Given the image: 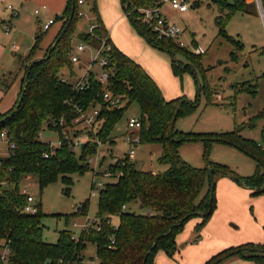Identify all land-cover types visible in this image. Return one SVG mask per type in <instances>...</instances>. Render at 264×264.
Returning a JSON list of instances; mask_svg holds the SVG:
<instances>
[{
  "label": "trees",
  "instance_id": "16d2710c",
  "mask_svg": "<svg viewBox=\"0 0 264 264\" xmlns=\"http://www.w3.org/2000/svg\"><path fill=\"white\" fill-rule=\"evenodd\" d=\"M78 1L67 0L65 10L58 18L63 24L62 29L42 60L37 61L32 68V62L28 65L40 48L41 35L36 36L29 55L20 58L25 77L18 100L8 112L0 113V133L7 131L16 145L12 155L0 158V247L7 244L11 248L10 264H80L88 245L95 246L99 264H155V255L159 250L168 255L176 252V237L187 221L193 217H201L203 221L197 230L208 222L216 204L214 175H229L223 166L217 164L207 163L205 168L193 167L180 154L182 144L204 141L205 158L214 142L228 144L251 155L258 162L255 174L246 180L234 178L254 195H264V149L261 144L241 135L245 127L221 134L184 133L176 129V123L181 117L189 116L199 107L203 91L208 95L207 105L212 104L203 69L201 80L190 65L192 62L181 67L175 53L186 54L188 50L178 47L171 40L158 38L152 29L142 23L138 9L156 7L159 0H121L132 26L151 46L170 53L174 64L182 72L192 69L197 97L194 101L187 98L168 101L145 69L112 44L109 55V67L112 71L109 90L114 96L122 98L123 107L115 110L107 108L102 98V87L99 83L92 82L81 99L86 106L97 103L101 105V128L96 135H91L86 152L80 157L67 145L52 150L49 143L39 139L43 126L62 118L68 123L74 117L72 110L65 104L73 95L72 85L61 82L60 72L67 69L73 76L75 71L69 53L74 42L75 25L81 19ZM216 3L222 10L230 8L231 13L245 7L234 2ZM200 5L197 3L194 7ZM89 10L98 17L97 21L95 18L93 21L97 26L95 34L102 38L108 37L111 42L96 4ZM224 22L222 17L218 18L220 33L225 36ZM80 42L97 45L89 33L83 35ZM188 54L195 56V64H198L203 55ZM261 79H264V74ZM0 85L3 86L2 83ZM243 88L236 87V92ZM245 92L256 96L258 84L248 86ZM133 104L138 106L142 122V128L138 132L141 144L160 145L162 153L158 162L167 166V170L158 174L139 170L126 154L118 159L116 165L108 167L110 172H120L122 176L108 183L98 195L96 215L103 220L101 230L82 234L79 241L73 239L72 231L63 230L59 232L56 243L46 242L43 219L47 214L42 203L39 202V212L35 215L22 211L27 202V197L21 193L23 181L27 177L30 180L36 177L41 192L59 178L72 184L71 175L83 174L86 168L89 169V165L87 162L83 163V160L88 155L97 153V142L102 145L114 143L112 132ZM262 115L260 113L255 117L251 126H255ZM262 138L264 141V129ZM45 154H49V158L46 159ZM81 205L82 212L75 213V217L89 213L90 201ZM125 205L128 209L122 211ZM135 205L139 206L141 212L134 210ZM114 217L119 218L117 227L109 224ZM112 239L115 241L114 245L111 244ZM240 259L251 264H264V244L227 248L205 264H238Z\"/></svg>",
  "mask_w": 264,
  "mask_h": 264
},
{
  "label": "rangeland",
  "instance_id": "374dc122",
  "mask_svg": "<svg viewBox=\"0 0 264 264\" xmlns=\"http://www.w3.org/2000/svg\"><path fill=\"white\" fill-rule=\"evenodd\" d=\"M51 3V0H0V82L6 85L11 82L7 89L0 85V112L2 113L13 108L20 94L22 85L19 77L23 74L22 82L25 77V71L21 70L20 58L29 55L35 45L36 36L41 35V42L34 59L43 58L55 41L59 30L58 23H60L58 18L61 13H54L52 8L55 9L56 6H52ZM94 3L103 22L105 17L107 20L110 19L111 23L116 20L118 4L124 15L121 0H86V4L79 8L80 12H85L87 17L78 19L75 25L73 45L79 44L81 37L88 33L90 18H95L97 21V15L89 10ZM200 4L199 7L191 6L185 14L172 11L168 5L163 7V12L170 21L185 31L177 44L180 43L181 48L187 49L192 54H196V49L202 51L203 55L198 64L194 62L195 56L188 54L187 50L186 54L175 53V58L180 66L192 62L190 65L201 80V69H203L208 89H210V103H212L207 105L208 95L203 91L199 107L189 116L181 117L176 123V129L184 133L221 134L232 132L235 128L245 127L241 135L261 144L264 149L262 138L264 79H261L264 74V23L260 13L256 6H245L242 10L231 13L230 8L226 7L222 10L216 2L209 4L205 1ZM43 6L48 7L49 11L37 17L35 11ZM12 9L19 13L17 17H11ZM47 15L53 17L57 24L44 33L41 32V27L48 21L49 16ZM219 17L225 20V36L220 33V26L217 23ZM10 19H12L13 29L11 33H7L2 22ZM125 20L127 24L121 23L117 27H112V30L108 28L109 31L111 30L114 45L118 44L134 56L139 54L147 62L158 83L165 90L168 101L179 98L194 101L197 97V86L192 69L182 72L174 64L170 53L151 46L134 29L129 18L126 17ZM128 24L131 28L133 27V31L137 32L134 31V34L141 37L147 50L142 48L133 35L129 36ZM64 71L68 74L67 69ZM81 72L79 71L78 75ZM10 75H14L13 78ZM73 81L74 79H70V84ZM257 84L256 96L245 92L248 86ZM242 86L244 87L242 91L236 92ZM260 113H263L261 119L256 122L255 126H251L255 117ZM136 116H138V106L133 104L112 132L114 143L100 146L97 161L99 166L90 164L89 169L86 168L83 174L71 175L72 184L65 183L59 178L41 192L36 177L23 181L22 186L28 187L30 194L42 203L47 214L43 219L46 242L56 243L59 232L63 230H70L73 234L80 235L81 230L75 228L74 223L83 224L84 217H75L74 214L76 208L82 203L89 200L88 215L92 218L96 216L98 192L94 190L95 195L93 196L92 188L93 184L104 180L96 173L106 171L111 164L134 148V145L126 142V134L129 131L128 120ZM45 126L46 124L43 128ZM58 138L56 131L43 129L42 141L57 145ZM161 148L156 144H138L135 148L136 167L155 174L164 173L167 166L158 162ZM205 150L204 141L184 142L180 147V154L193 167L205 168L207 163H211L223 166L229 173V175L221 173L214 175L216 197L214 212L200 230H197V227L203 221L201 217H193L187 221L176 237V252L168 255L163 250H159L155 255V264L161 254L168 259V264H205L209 258L227 249L226 247L264 244V195L252 194L243 183H239L234 178L246 180L252 177L258 162L251 155L225 143H211L207 158L204 157ZM8 154L7 144L0 143V158ZM85 162L87 158L83 160V163ZM84 165L83 169H85ZM134 210L141 212L136 205ZM113 222L117 225L118 218H113ZM189 229L193 231L189 235L191 243L185 246L182 244L179 247L180 238L186 237ZM200 241L203 243L201 244ZM82 256L85 258V264H99L96 248L93 245H88ZM238 264L251 263L240 259Z\"/></svg>",
  "mask_w": 264,
  "mask_h": 264
},
{
  "label": "built area",
  "instance_id": "2783aa9c",
  "mask_svg": "<svg viewBox=\"0 0 264 264\" xmlns=\"http://www.w3.org/2000/svg\"><path fill=\"white\" fill-rule=\"evenodd\" d=\"M207 1L209 4L212 2H234L240 3L244 6H256L258 12L264 23V0H159V5L156 7H147L138 9L141 14L142 23L146 24L160 39H167L173 41L178 47L181 48V44H177V41L185 33V31L170 21L167 15L163 12V7L168 5L170 9L179 14H185L189 11L191 6H194L197 3ZM86 0H79L78 3L80 6L85 5ZM43 9H47L46 6ZM36 14H39L40 11L36 10ZM12 17H17L18 12L12 9ZM80 18H86L87 15L85 12L79 13ZM91 24L88 33L91 34L94 41L97 45L90 43L80 42L77 45H73L69 57L77 68L75 69L73 76L69 73L66 74L64 70L60 72V79L63 84H70V79H74L71 84L73 95L69 97L65 104L69 106L74 114V117L70 122H65L62 118L59 121H51L50 124L46 123L45 128L49 130L56 131L59 135V142L57 145L50 144V148L55 150L60 148L63 145H67L73 152H76L78 155H82L86 152L87 145L91 141V135H96L101 128L102 120L99 119L101 105L100 104H91L86 106L82 102V95H84L85 90L92 85L93 83H99L102 87V98L106 107L112 110L119 109L123 107L124 103L120 96H114L109 90V79L111 76V68L109 55L112 51V43L108 41V37L102 38L99 35H96L97 30L96 24L93 22L94 18H90ZM55 24L54 20H49L46 22L42 31L47 32L50 27ZM4 29L7 33H11L12 23L11 21L4 22ZM196 54H202L201 50L196 49ZM79 71H82L80 75ZM43 128V129H45ZM142 128V122L139 119V116L132 117L128 120V131L126 134L127 143L134 145V148H131L127 153V157L130 161H134L136 157V146L141 144V139L138 135V132ZM42 129V131H43ZM42 131L39 133V139L42 138ZM135 131H137L135 133ZM42 141V140H41ZM44 142V141H43ZM0 143H6L8 146L10 156L14 153L16 145L10 139L7 131L0 133ZM48 143V142H46ZM98 150L94 155L87 156V164L90 167V164H96L99 166L98 154L100 142H97ZM44 157L49 158V154H45ZM118 160H116L113 165H116ZM96 175H101L104 180L100 181L98 184H93L92 195H95L94 190L98 192L102 191L108 183L116 181L122 176V173H112L107 169L104 172H97ZM29 177L26 178L28 180ZM22 195L27 197V202L23 206L22 211L25 214L35 215L39 212L38 204L39 202L35 199L33 195L30 194L28 187H23L21 190ZM82 205L76 208L75 213L80 214L82 212ZM128 207L125 205L122 207V211H126ZM152 215V213L150 212ZM84 217L83 224L74 223L75 228L81 230L80 235L88 234L90 231H100L102 227V218L97 215L93 218L88 214L82 216ZM109 224L117 227L114 222L111 220ZM80 235L73 234V239L75 241L80 240ZM111 244L114 245V239L111 240ZM12 256L11 248L6 244L0 247V264H10V258ZM80 264H85V258L81 260Z\"/></svg>",
  "mask_w": 264,
  "mask_h": 264
},
{
  "label": "crops",
  "instance_id": "0c3cea01",
  "mask_svg": "<svg viewBox=\"0 0 264 264\" xmlns=\"http://www.w3.org/2000/svg\"><path fill=\"white\" fill-rule=\"evenodd\" d=\"M26 1H30V0H26ZM52 1V3H51V5L52 6H56V8L55 9H53L52 8V6H50L51 8H52V11H54V13H57V12H60L61 14L63 13V11L65 10V8H66V5H67V0H51ZM44 7V6H43ZM43 7L41 8V9H38L39 11H40V13L39 14H36V16L37 17H39L42 13H44V12H47V11H49V8L48 7H46L47 9H43ZM60 14V15H61ZM18 15H19V13H18ZM101 15H102V13H101ZM47 16H49V19H48V21L49 20H53V17H51L50 15H47ZM127 17V15L125 14V12H124V15L121 13V11H120V8H119V4H118V6H117V14H116V20H114L112 23L110 22V19L109 20H107L106 19V17H105V20H104V17H103V15H102V18H103V20H104V22L102 21V19H101V21H102V23L103 24H105L104 26H105V29H106V31L109 33V37H110V39H111V42H112V36H111V28L112 27H117V26H119V24H121V23H123V24H127V22H126V17ZM11 17H12V15H11ZM13 18V17H12ZM101 18V17H100ZM8 21H12V19H10V20H8ZM48 21H46V22H48ZM2 23H4V21L2 22ZM45 24V23H44ZM43 24V25H44ZM57 24V22H55V24H53L51 27H50V29L48 30V31H50L51 30V28L54 26V25H56ZM59 24V30H58V34H59V32H60V30L62 29V22H60V23H58ZM116 24V25H115ZM43 25H42V27H43ZM42 27H41V32H42ZM108 28L109 29H111L110 31L108 30ZM12 29H13V26H12V28H11V32H12ZM127 30H128V32L130 33V35L129 36H131V35H133L137 40H138V42L140 43V45L142 46V48L143 49H146V45H145V43H143V41H142V39H141V37H138L137 35H135L134 34V31H133V27L131 28V25H127ZM47 31V32H48ZM136 32V31H135ZM45 33V32H44ZM137 33V32H136ZM55 34H56V32H55ZM54 34V35H55ZM57 34V35H58ZM57 37V36H56ZM56 39V38H55ZM54 39V40H55ZM116 39V38H115ZM112 44L114 45V43L112 42ZM115 46V45H114ZM116 48L118 47L119 48V50L122 52V53H124L126 56H128V57H130L132 60H134V61H136L138 64H140L144 69H145V71L152 77V79L156 82V84L159 86V88L162 90V93H163V95H164V97L167 99V100H169V98H168V96L166 95V92H165V90L160 86V84L158 83V81H157V79H156V77L154 76V74H153V72L150 70V68L148 67V65H147V62L139 55V54H137V55H132L131 53H129V52H126L124 49H122V47L121 46H119L118 44L115 46ZM117 48V49H118ZM40 49V48H39ZM45 50H47V49H45ZM147 50V49H146ZM44 51V50H43ZM40 58V57H39ZM11 77L12 76H14V75H10ZM13 78V77H12ZM19 78H21V82H20V84L22 85V79H23V74H22V76H20ZM3 84V82H0V84ZM11 82H9V84H10ZM8 84V85H9ZM3 86H7L5 83L3 84ZM18 97H19V94H18ZM18 97H17V99H16V101H15V103L17 102V100H18ZM8 112V111H7ZM0 113H2V112H0ZM139 116V115H138ZM162 149V148H161ZM161 153H162V151H161ZM137 207H139L138 205H136ZM135 207V206H134ZM114 218H118V217H114ZM112 221H113V219H112ZM118 221H119V218H118ZM119 223V222H118ZM118 225V224H117ZM235 229H237L236 227H235ZM193 231H192V229H189V231H188V235L186 236V237H181L180 238V244H179V247H181L182 246V244H183V246H185V245H187L189 242L191 243V241H190V234L192 233ZM179 238V237H178ZM200 243L202 244L203 242L202 241H200ZM190 247V246H189ZM226 248H228V247H226ZM230 248V247H229ZM222 251V250H221ZM220 252V251H219ZM213 257V256H212ZM211 258H209L208 260H210ZM168 259L164 256V255H160V257L158 258V260H157V264H168V261H167ZM207 260V261H208ZM206 261V262H207Z\"/></svg>",
  "mask_w": 264,
  "mask_h": 264
},
{
  "label": "water",
  "instance_id": "95a60500",
  "mask_svg": "<svg viewBox=\"0 0 264 264\" xmlns=\"http://www.w3.org/2000/svg\"><path fill=\"white\" fill-rule=\"evenodd\" d=\"M54 47H55V44L53 45V47H52V49H51V51L54 49ZM50 54V53H49ZM43 58H36V59H34L33 61H32V63H31V68L35 65V63H37V61H40V60H42ZM27 81H28V76L26 77V79H25V86H26V84H27ZM25 90V89H24ZM180 110V109H179ZM179 110H178V112H179ZM178 112H177V114H178ZM177 114H176V116H175V119L173 120V124L175 123V121H176V118H177ZM211 173H212V171H211Z\"/></svg>",
  "mask_w": 264,
  "mask_h": 264
}]
</instances>
